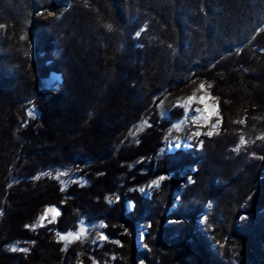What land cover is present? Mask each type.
<instances>
[{
  "label": "trees",
  "instance_id": "trees-1",
  "mask_svg": "<svg viewBox=\"0 0 264 264\" xmlns=\"http://www.w3.org/2000/svg\"><path fill=\"white\" fill-rule=\"evenodd\" d=\"M196 78L220 130L161 152L185 112L158 104ZM52 169L86 184L64 188ZM46 206L56 221L28 228ZM98 221L108 240L84 247L98 264H264V0H0V264H65L58 232Z\"/></svg>",
  "mask_w": 264,
  "mask_h": 264
},
{
  "label": "rangeland",
  "instance_id": "rangeland-1",
  "mask_svg": "<svg viewBox=\"0 0 264 264\" xmlns=\"http://www.w3.org/2000/svg\"><path fill=\"white\" fill-rule=\"evenodd\" d=\"M47 13L49 15H54L55 11L48 9ZM54 75H58L60 78L59 85L57 81H54ZM62 84V77L60 74L51 75L48 86L50 91L57 92ZM203 85V88H201ZM58 86V87H57ZM210 84L204 78H196L191 80V82L184 86L182 89L175 93H167L165 97L159 102L158 110L163 118H168L169 114L174 107H182L184 109V116L181 119L173 120L171 126H169L162 137L163 145L161 147V152L173 153L180 149L190 150L193 147V143L197 141L199 136H212L219 132L221 127V115L219 111V105L217 98L211 94ZM203 97V103L200 98ZM194 98V99H190ZM30 110L29 113H32ZM207 117V119H204ZM151 122L149 116H145L140 120L133 131L130 134V139L132 142H136L139 139L141 133H143L149 126ZM199 133V135H196ZM209 133H211L209 135ZM202 140L199 142L201 144ZM183 169L179 172L180 180L176 190L173 192L172 206L176 204L183 188L192 182V174L196 170V165L190 168ZM173 174V173H171ZM170 173L167 175H156L151 179L145 186H142L141 191L145 196L150 197L152 188L159 187L163 179L167 176H171ZM49 175L56 177L62 183L64 188H67L72 182H80L86 184V180L79 176L75 169H52L49 171ZM118 199V195L109 196V202L113 203ZM129 208H132V202H128ZM54 210V211H53ZM59 209L55 206H46L43 208L36 220L27 227L30 229L39 228L46 225V223L55 222L58 215ZM204 212L202 213L199 222L203 220ZM229 220V218H227ZM104 222L98 221L94 223L82 222L80 227L75 232H58L57 238L63 243L62 248L65 250L67 255L65 264H83V258L86 256L90 257L93 264H98L97 260L94 259L90 253L84 251V247L99 246L103 247L104 242L108 240L105 234ZM149 228L148 222H142L140 228L137 231L136 243L138 248H142L145 234ZM112 241V240H111ZM9 249L12 250H26L19 243H15L10 246ZM113 257V256H111ZM111 264V263H107Z\"/></svg>",
  "mask_w": 264,
  "mask_h": 264
},
{
  "label": "snow or ice",
  "instance_id": "snow-or-ice-1",
  "mask_svg": "<svg viewBox=\"0 0 264 264\" xmlns=\"http://www.w3.org/2000/svg\"><path fill=\"white\" fill-rule=\"evenodd\" d=\"M108 27L110 28L111 25H109ZM201 88H203V85H201ZM190 99H194V98H190ZM200 100H201V102L203 103L204 98L201 97ZM204 119H207V117H204ZM210 134H211V133H209V135H210ZM196 135H199V133H196ZM53 211H54V210H53Z\"/></svg>",
  "mask_w": 264,
  "mask_h": 264
},
{
  "label": "bare ground",
  "instance_id": "bare-ground-1",
  "mask_svg": "<svg viewBox=\"0 0 264 264\" xmlns=\"http://www.w3.org/2000/svg\"><path fill=\"white\" fill-rule=\"evenodd\" d=\"M53 79H54V81H57V85H59V82H60L59 77L54 76ZM57 87H58V86H57Z\"/></svg>",
  "mask_w": 264,
  "mask_h": 264
}]
</instances>
